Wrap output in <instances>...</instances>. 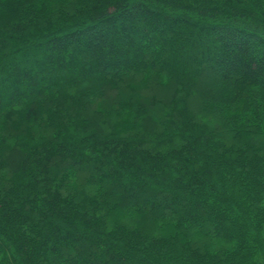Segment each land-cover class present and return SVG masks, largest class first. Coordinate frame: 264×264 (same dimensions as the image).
<instances>
[{
    "label": "trees",
    "instance_id": "trees-1",
    "mask_svg": "<svg viewBox=\"0 0 264 264\" xmlns=\"http://www.w3.org/2000/svg\"><path fill=\"white\" fill-rule=\"evenodd\" d=\"M23 9L0 20V264H264V0Z\"/></svg>",
    "mask_w": 264,
    "mask_h": 264
},
{
    "label": "rangeland",
    "instance_id": "rangeland-1",
    "mask_svg": "<svg viewBox=\"0 0 264 264\" xmlns=\"http://www.w3.org/2000/svg\"><path fill=\"white\" fill-rule=\"evenodd\" d=\"M42 1L45 0H0V20L20 14L23 7L40 6Z\"/></svg>",
    "mask_w": 264,
    "mask_h": 264
}]
</instances>
